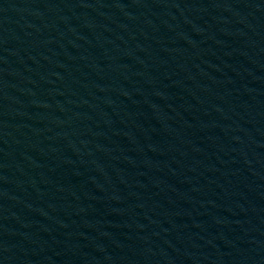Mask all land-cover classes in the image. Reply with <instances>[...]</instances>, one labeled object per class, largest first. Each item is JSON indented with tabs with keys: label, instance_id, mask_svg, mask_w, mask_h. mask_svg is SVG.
I'll list each match as a JSON object with an SVG mask.
<instances>
[{
	"label": "water",
	"instance_id": "water-1",
	"mask_svg": "<svg viewBox=\"0 0 264 264\" xmlns=\"http://www.w3.org/2000/svg\"><path fill=\"white\" fill-rule=\"evenodd\" d=\"M167 264H264V0H41Z\"/></svg>",
	"mask_w": 264,
	"mask_h": 264
}]
</instances>
